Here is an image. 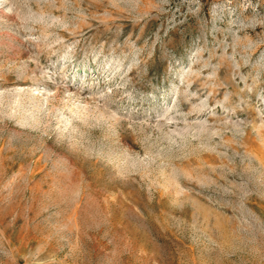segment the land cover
I'll use <instances>...</instances> for the list:
<instances>
[{
  "label": "rangeland",
  "instance_id": "obj_1",
  "mask_svg": "<svg viewBox=\"0 0 264 264\" xmlns=\"http://www.w3.org/2000/svg\"><path fill=\"white\" fill-rule=\"evenodd\" d=\"M0 264H264V0H0Z\"/></svg>",
  "mask_w": 264,
  "mask_h": 264
}]
</instances>
